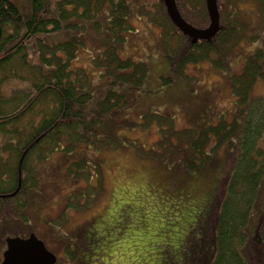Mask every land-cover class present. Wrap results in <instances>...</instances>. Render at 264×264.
<instances>
[{"label": "trees", "instance_id": "trees-1", "mask_svg": "<svg viewBox=\"0 0 264 264\" xmlns=\"http://www.w3.org/2000/svg\"><path fill=\"white\" fill-rule=\"evenodd\" d=\"M176 5L190 25L203 27L209 22L204 0H176ZM141 20L159 29L158 45L173 71L163 78L165 84L173 76H185L186 66L201 60L224 70L223 57L237 39L236 22L227 16L214 39L187 43L168 19L162 0H27L21 5L0 0V83H21L10 96L0 98V225L24 222L23 209L37 195L34 190L41 188L36 165L50 154L72 151L79 142L91 143L95 150L122 144L117 129L130 127L132 122L114 113L137 102L147 65L121 58L118 48L125 43L126 32L140 29ZM67 31L71 34L66 40L52 38ZM84 45L100 48L92 56V72L103 77L102 93L93 90L85 69L74 65ZM262 55L260 49L253 52L244 60L240 74L230 77L237 110L231 120L220 116L216 123L198 130L173 128L166 136L161 134L156 148L135 149L190 172L206 166L226 143L232 146V168L222 181L213 222V257L203 255L201 264H252L251 252H243L251 241L250 211L258 202L264 178V148L259 145L264 136V97L252 98L250 90L258 77L264 79ZM238 116L242 118L239 126ZM172 119L164 122L171 124ZM166 143L171 147L165 149ZM87 159L84 156L66 165H74L73 173L85 177L91 187L85 192L71 191L66 197L69 208L82 209L95 193L100 169L96 164L93 176L86 177L91 163ZM6 206L7 214L2 209ZM198 250L192 251L194 258L199 257Z\"/></svg>", "mask_w": 264, "mask_h": 264}, {"label": "rangeland", "instance_id": "rangeland-1", "mask_svg": "<svg viewBox=\"0 0 264 264\" xmlns=\"http://www.w3.org/2000/svg\"><path fill=\"white\" fill-rule=\"evenodd\" d=\"M11 1L21 5L27 0ZM230 2L233 7H229ZM217 8L220 26L227 16L233 17L237 26V39L230 47L233 49L223 57L224 70L201 60L189 63L185 76H173L172 82L165 84L163 78L173 71L159 48V29L141 20L140 29L126 32L118 53L121 58L144 62L147 75L140 91L146 92L142 99L114 113L118 119L132 122L130 127L117 129L122 144L95 150L91 143L79 142L72 151L61 150L40 161L36 173L42 189L34 190L37 195L23 209L24 222L0 225L1 251L7 236H26L27 231H35L56 255V264H201L203 255L212 259L213 222L223 192L222 181L231 172L232 146L226 143L206 166L190 172L177 163L167 164L136 150L156 148L161 134L166 136L173 128L198 130L216 123L220 116L231 120L237 114L230 77L240 74L244 60L256 50L262 51L264 59L263 0H217ZM207 23L195 27L206 28ZM70 34L67 31L52 38L66 40ZM98 49L84 45L74 65L85 69L93 90L102 93L103 77L92 72V56ZM20 85L11 80L0 83V98L10 96ZM250 96L264 97V79H256ZM168 117L173 118L171 124L164 122ZM236 119L239 126L242 118ZM171 145L166 143L165 149ZM259 145L264 148V136ZM157 147L163 149L162 144ZM84 156L91 162L85 169L86 177L93 176L96 164L100 177L94 195L77 210L68 207L66 197L73 190L85 192L91 187L85 177L73 173L74 165H66ZM2 209L5 214L9 212L7 206ZM28 220L31 222L24 226ZM249 229L251 241L243 255L249 250L252 264H264V178L258 202L250 211ZM194 246L199 248L198 258L192 254Z\"/></svg>", "mask_w": 264, "mask_h": 264}, {"label": "water", "instance_id": "water-1", "mask_svg": "<svg viewBox=\"0 0 264 264\" xmlns=\"http://www.w3.org/2000/svg\"><path fill=\"white\" fill-rule=\"evenodd\" d=\"M165 13L174 25L191 43L198 41H211L220 30V14L217 8V0H204L209 18L206 28H196L187 23L180 15L176 0H162ZM7 249L3 254L0 264H54L55 255L46 249L43 242L34 234L26 239L7 238Z\"/></svg>", "mask_w": 264, "mask_h": 264}, {"label": "flooded vegetation", "instance_id": "flooded-vegetation-1", "mask_svg": "<svg viewBox=\"0 0 264 264\" xmlns=\"http://www.w3.org/2000/svg\"><path fill=\"white\" fill-rule=\"evenodd\" d=\"M28 224H29V223H26V224H24V226H28ZM31 233H33V231H27L26 236H20L19 233H18L17 235L12 236V237H16V236H18V237H21V238H26V237H28ZM5 251H6V244H5L4 249H3L2 251L0 250L1 259H2V257H3V252H5Z\"/></svg>", "mask_w": 264, "mask_h": 264}, {"label": "crops", "instance_id": "crops-1", "mask_svg": "<svg viewBox=\"0 0 264 264\" xmlns=\"http://www.w3.org/2000/svg\"><path fill=\"white\" fill-rule=\"evenodd\" d=\"M143 94H144V93H140V95H139V98H138V101H139L140 99H142V97H143ZM121 111L123 112V109H122ZM121 111H120V112H121ZM177 168H179L180 170H182V168H181V167H177Z\"/></svg>", "mask_w": 264, "mask_h": 264}]
</instances>
